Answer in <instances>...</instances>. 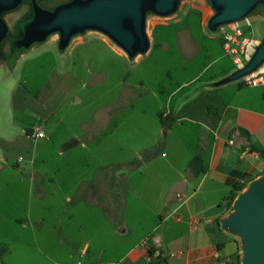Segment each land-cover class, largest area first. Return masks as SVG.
<instances>
[{
  "label": "crops",
  "instance_id": "0c3cea01",
  "mask_svg": "<svg viewBox=\"0 0 264 264\" xmlns=\"http://www.w3.org/2000/svg\"><path fill=\"white\" fill-rule=\"evenodd\" d=\"M192 16L198 19L204 36L213 39L214 35L207 28L210 11L203 0H182L175 14L168 17L154 16L148 25L151 47L146 53L147 58L159 50L165 64L174 62L166 65L161 76L157 72L160 64L156 63L157 67L152 65L149 77L152 94L169 105L167 112L159 113L160 120L171 119L166 134L174 131L176 124L184 126L183 121L197 127L193 140L184 141L180 138L182 143L177 146L180 154H185L184 162L170 160L156 164L167 167L171 173L166 192L159 195L162 206L160 220L141 227L140 231L137 230L139 233L134 235L137 227L128 224L126 210L120 214V224H112V195L104 194L102 203L105 207L99 211L95 206L102 198L97 197L89 187L86 191L76 190L63 195L66 201L75 198L85 202L78 210L79 219L76 218L73 225L57 224L48 229L42 225L45 221L43 209H48V204L43 202L45 195L42 188L37 194L40 203L36 205L33 201L36 196V179L33 178L29 186L27 214L25 219L20 218L21 225L31 229L26 234L31 240L24 246V254L28 256L18 257L20 247L5 243L6 246H0L5 248L0 264H226L236 253H240L238 235L224 229L222 238L225 244L219 249L212 241L208 227L229 213L217 205L231 191L227 181L232 171H241L245 173L246 179L252 180L264 172V155L251 148L254 145L264 149V86H251L241 80L217 85V81L235 68L226 62L210 70L224 57L222 40V53L210 56V48L206 47L208 59L198 64L201 48L198 37L190 29ZM180 22L183 23V33L176 26ZM166 27L171 28L166 33L162 32L165 31L162 28ZM172 30L175 36L168 35ZM90 36L106 44L118 56L126 58L123 52L98 33L76 36L68 47L73 50L84 44L85 38ZM263 37L264 27L261 36L255 38L261 40ZM46 42L58 45V38L51 36ZM57 56L58 63L52 70L46 97L18 86L11 98L14 109H29L40 119H47L53 107L58 106L59 109L65 104L70 93L84 81L73 71L70 59L58 53ZM145 59L142 55L136 61L139 63ZM139 85L145 88L144 80L140 79ZM240 128L247 130L249 137ZM86 136L75 135L77 140L80 138L83 147L87 141L82 137L88 139L95 135ZM197 154L201 155L206 170L195 175L188 164ZM161 155L164 156L165 152ZM73 164L64 161L59 168L67 169ZM142 168L137 167L140 172ZM66 174L68 180L70 174ZM49 180H54V177ZM146 183L151 188L161 182L159 178L149 175L146 176ZM122 199L125 204L128 203V199ZM39 209L41 212H38ZM34 223L41 225V230L37 231ZM152 245L157 251L151 255L149 248Z\"/></svg>",
  "mask_w": 264,
  "mask_h": 264
},
{
  "label": "rangeland",
  "instance_id": "374dc122",
  "mask_svg": "<svg viewBox=\"0 0 264 264\" xmlns=\"http://www.w3.org/2000/svg\"><path fill=\"white\" fill-rule=\"evenodd\" d=\"M65 1L68 0H52L45 6L52 7ZM21 14L22 11H13L6 16L12 30L15 29L14 21ZM153 17L149 14L148 25ZM250 17L251 25L245 27L247 35L260 37L264 27V6L257 7ZM190 20V29L198 37L201 48L197 57L198 64H203L208 59L206 47L210 48V56L222 53L220 40L223 38L220 32L210 31L214 35L210 39L200 30L195 16L190 17ZM182 24L180 22L176 26L183 33ZM169 28L171 27L162 28L165 29L162 32L166 33ZM88 33L101 34L86 31L79 36ZM148 34L150 35L149 28ZM168 35L176 34L172 30ZM101 36L115 47L107 36ZM70 49L67 47L60 50L57 44L37 42L13 63L0 62V246H6L5 243H10L13 247L19 246L18 257L22 258L28 256L24 254V246L31 240L26 236L31 229L23 227L20 218L25 219L27 214L29 186L33 178L36 179V196L33 201L36 205L40 203L37 194L42 188L45 195L43 202L48 204V209H43L45 221L42 225L46 228L57 224L73 225L76 218L79 219L78 210L85 202L75 198L66 201L63 195L76 190L86 191L90 187L97 197L102 198L95 208L100 211L105 207L102 203L104 194H111L112 224L119 225L120 214L126 210L128 224L137 227L134 230V235H137L141 227L160 220L162 206L159 195L166 192L171 173L167 167L156 164L170 160L184 162L185 154H180L177 149L178 144L182 143L180 138L190 141L196 135V125L187 121L182 122L184 126L176 124L174 131L166 134L167 129L160 120L159 113L167 112L169 105L152 94L149 77L156 63L160 64L157 72L161 76L166 65L174 62L165 64L159 50L150 58L144 54L145 61L138 63L118 56L93 36L86 37L84 44ZM57 53L72 61L73 71L84 79L85 85L83 81L59 109L58 106L53 107L55 102L52 103L50 108L54 109L47 119H40L29 109H14L11 98L18 86L46 97L52 70L58 63ZM223 53V59L212 65L211 71L219 63L226 62L236 68L233 58L224 50ZM140 79L144 80L145 88L139 85ZM176 97L177 95L175 99ZM167 120L171 122L170 118ZM35 129H41L47 137L35 138L32 134ZM76 134L95 136H89L88 139L82 137L87 141L83 147L80 145V138L77 140L75 137ZM74 140L77 142L68 145ZM162 152H165L164 156L161 155ZM137 160L140 161L138 165L143 167L142 172L138 171V165H132ZM64 161L74 164L67 169L59 168ZM67 172L70 174L68 180L65 178ZM149 175L159 178L161 183L149 188L146 183V176ZM50 177H54V180H49ZM122 198L128 199V203L125 204ZM33 225L37 231L41 230V225ZM237 239L242 254V240Z\"/></svg>",
  "mask_w": 264,
  "mask_h": 264
},
{
  "label": "water",
  "instance_id": "95a60500",
  "mask_svg": "<svg viewBox=\"0 0 264 264\" xmlns=\"http://www.w3.org/2000/svg\"><path fill=\"white\" fill-rule=\"evenodd\" d=\"M24 0H0V43L10 32L2 14ZM35 17L26 27L31 43L44 42L56 35L58 48L65 50L76 36L97 31L107 36L131 61L146 54L151 41L149 14L168 17L175 14L182 0H71L55 10L41 8L36 0ZM210 11L207 28L218 31L224 25L244 19L264 0H203ZM28 36V35H26ZM31 36V35H29ZM264 67V37L259 40L248 62L217 81V85L236 81ZM223 229L242 240L241 264H264V173L253 179L236 197L233 209L224 217Z\"/></svg>",
  "mask_w": 264,
  "mask_h": 264
},
{
  "label": "built area",
  "instance_id": "2783aa9c",
  "mask_svg": "<svg viewBox=\"0 0 264 264\" xmlns=\"http://www.w3.org/2000/svg\"><path fill=\"white\" fill-rule=\"evenodd\" d=\"M251 22L249 15L240 21L218 29L223 38V48L233 58L236 69L243 67L248 62L259 43L255 37L248 36L245 30V27L250 26ZM241 81L251 86H264V67L242 77ZM32 134L35 138L45 137V133L41 129H35ZM148 259L151 260V257Z\"/></svg>",
  "mask_w": 264,
  "mask_h": 264
},
{
  "label": "trees",
  "instance_id": "16d2710c",
  "mask_svg": "<svg viewBox=\"0 0 264 264\" xmlns=\"http://www.w3.org/2000/svg\"><path fill=\"white\" fill-rule=\"evenodd\" d=\"M161 121L166 129L170 127L171 122H169L167 119H162ZM240 130L241 132H243L245 135L249 137V132L247 130L243 128H240ZM75 142H77V140H74L73 142H69L68 145H71L72 143H75ZM251 148L254 150H257L261 155H264V149L256 147L254 145H251ZM139 162H140L139 160L134 161L132 162V165L137 166ZM188 166L195 175H198L206 170V168L204 167L202 163V157L200 154H197L196 156H194L189 161ZM251 180L252 179H246L245 173L241 171H232L227 181L228 184L231 186V191L227 196L223 198V200L217 206L219 208H222L226 212H230L233 209L234 201L236 197L238 196L239 192L242 191L244 188H246L247 184ZM222 222H223V219L219 218L216 220L213 226L208 227V232L211 235V239L217 244L219 249H221L225 244V241L222 238V235L224 233ZM4 251H5L4 247L0 248V258L3 256ZM156 251L157 249L153 245L149 248V254L151 255L154 254ZM159 258H161V254H159ZM241 262H242V254L238 252L233 257H231L226 262V264H241Z\"/></svg>",
  "mask_w": 264,
  "mask_h": 264
},
{
  "label": "flooded vegetation",
  "instance_id": "af4514ba",
  "mask_svg": "<svg viewBox=\"0 0 264 264\" xmlns=\"http://www.w3.org/2000/svg\"><path fill=\"white\" fill-rule=\"evenodd\" d=\"M38 5L45 9L53 11L61 4L70 2L71 0L58 3L57 5H54L52 7L45 6V4L49 3L52 0H36ZM13 11H22V14L17 20L14 21V27L15 29L12 30L10 28V32L8 33L7 37L0 43V62L2 64H11L13 61L17 60V58L26 50L29 49L31 46H33L37 42H33L30 44L29 47L27 45L31 43L32 34H26L25 27L26 25L32 21L35 17L36 11L35 6L32 0H24L20 3L19 6L16 8L9 10L2 14V17L6 21V16L10 13H13ZM7 22V21H6ZM28 35V36H26ZM31 35V36H29Z\"/></svg>",
  "mask_w": 264,
  "mask_h": 264
}]
</instances>
